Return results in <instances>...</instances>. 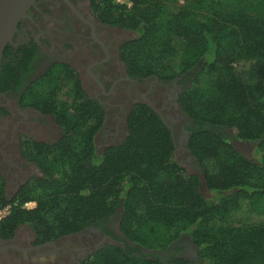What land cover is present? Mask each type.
Segmentation results:
<instances>
[{"label":"trees","instance_id":"obj_1","mask_svg":"<svg viewBox=\"0 0 264 264\" xmlns=\"http://www.w3.org/2000/svg\"><path fill=\"white\" fill-rule=\"evenodd\" d=\"M129 2L92 0V8L100 22L136 34L120 48L129 77L186 81L177 103L188 119L187 148L215 196L201 194L200 178L175 160L170 131L144 104L128 115L125 140L97 156L104 111L74 71L55 65L23 90L21 106L51 115L60 138L24 148L42 177L13 201L0 174V209L10 206L0 238L27 225L37 243L53 242L117 213L136 248L107 245L81 264H164L155 252L182 235L200 261L172 256L166 264H264V0ZM10 53L6 46L0 91L16 88L6 81L16 76ZM232 140L257 143L256 159ZM29 201L35 206L24 208Z\"/></svg>","mask_w":264,"mask_h":264},{"label":"flooded vegetation","instance_id":"obj_2","mask_svg":"<svg viewBox=\"0 0 264 264\" xmlns=\"http://www.w3.org/2000/svg\"><path fill=\"white\" fill-rule=\"evenodd\" d=\"M135 38L132 31L100 22L93 11L92 0H39L20 21L7 45L11 49L10 61L17 69L16 76L6 81L16 88L0 91V174L8 201L16 199L23 187L42 177L37 164L24 158V148L35 144L52 145L60 138V130L51 115L31 106H21L23 90L41 79L50 67L68 66L85 94L104 111L102 127L94 138L97 156L105 148L125 140L127 118L136 104L154 108L164 117L168 114L170 120L169 114L176 115L174 103L186 81L182 78L161 81L155 76L129 77L120 62V48ZM3 85L5 83H1ZM175 120L181 124L182 131L180 127L177 134L172 133L179 146L174 142V153L178 149L183 151L185 134L190 135L188 119ZM96 143L101 146L99 154ZM182 156L189 167L200 171L196 160ZM32 203L25 204L29 207ZM124 242L127 243L119 230L117 213L81 232L47 243H37L34 232L27 225H20L12 238H0V264H81L96 250L107 245L124 248ZM178 242L179 239L164 251L155 252L164 264L172 256L184 257L175 249ZM82 252L87 253L80 256Z\"/></svg>","mask_w":264,"mask_h":264},{"label":"water","instance_id":"obj_3","mask_svg":"<svg viewBox=\"0 0 264 264\" xmlns=\"http://www.w3.org/2000/svg\"><path fill=\"white\" fill-rule=\"evenodd\" d=\"M37 1L39 0H0V62L2 59L4 49L6 48V46L11 41L12 37L17 31L18 24L27 16L28 11L31 9L32 6H34V4ZM153 110L160 117L163 124L170 131L171 140L174 145L172 126L166 121V118L169 119L167 117L168 114L166 115V117H164L162 114L158 112V110L154 108ZM174 111H176L175 119L179 118L183 121L187 120V118L184 115L179 114L178 111H180V108L177 102L174 103ZM175 119L171 118V120L170 119L169 120L170 122H172ZM181 131H182V127H181ZM188 139H189V134L186 133L185 139L183 141V151L187 153L190 159L195 161V158L191 155V153L187 148ZM174 158L176 160L175 156ZM201 180L203 181V174L201 176ZM87 252L80 253V256H84Z\"/></svg>","mask_w":264,"mask_h":264},{"label":"rangeland","instance_id":"obj_4","mask_svg":"<svg viewBox=\"0 0 264 264\" xmlns=\"http://www.w3.org/2000/svg\"><path fill=\"white\" fill-rule=\"evenodd\" d=\"M169 115H170V118H172L175 114L172 112ZM166 121L172 126L173 134H177V132L179 131V129L181 127V124L178 125V123H176L175 120L172 123L169 120H166ZM107 139H109V138L107 137ZM175 140H177L176 135H174V142L176 143V146L179 148V146ZM232 144L235 147V149L238 152L242 153L244 156L248 157L249 159H256L255 151L257 148V143H255V142L248 143V142H243V141L232 140ZM96 145H98L97 154H99L100 148H101L100 143H96ZM182 155L186 156L187 153L181 151L180 149H178L174 153V156L176 157L177 162H179V164L182 167H184L188 173L195 174L200 178V182H201L200 183V192H201V194L205 198L214 197L215 195L206 189L204 182L201 180V176H202L201 170L195 171L196 170L195 168L189 167L190 164H187L184 162L185 157L183 158ZM175 249L180 251L181 255L184 256L181 258L188 259V260L200 261V259L198 258L199 249L193 244L192 240L187 235H182L179 238V242L177 243V245H175ZM182 252H183V254H182ZM203 261H204L203 262L204 264H208V261L206 259H203Z\"/></svg>","mask_w":264,"mask_h":264},{"label":"built area","instance_id":"obj_5","mask_svg":"<svg viewBox=\"0 0 264 264\" xmlns=\"http://www.w3.org/2000/svg\"><path fill=\"white\" fill-rule=\"evenodd\" d=\"M113 2L117 5H121V6H125L127 8L131 7V3L129 2V0H113ZM182 2V1H180ZM26 209H31L34 207V203L30 204V206L28 207V204H25L23 206ZM10 213V207L9 206H5L2 209H0V221L2 219H4L6 216H8Z\"/></svg>","mask_w":264,"mask_h":264}]
</instances>
